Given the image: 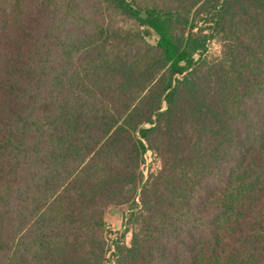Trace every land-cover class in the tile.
I'll return each instance as SVG.
<instances>
[{"label": "trees", "instance_id": "16d2710c", "mask_svg": "<svg viewBox=\"0 0 264 264\" xmlns=\"http://www.w3.org/2000/svg\"><path fill=\"white\" fill-rule=\"evenodd\" d=\"M110 207L113 264H264V0H0V264H109Z\"/></svg>", "mask_w": 264, "mask_h": 264}, {"label": "rangeland", "instance_id": "374dc122", "mask_svg": "<svg viewBox=\"0 0 264 264\" xmlns=\"http://www.w3.org/2000/svg\"><path fill=\"white\" fill-rule=\"evenodd\" d=\"M221 50H222L221 43L218 40H215L210 44L209 56L212 58H217L220 56ZM159 168H160V161L157 158V156L153 154L151 151L147 152L145 156V163L142 167L144 175L146 176L150 172H155ZM113 208L119 209L123 213L127 207H123V208L113 207ZM125 228L126 227H124V222H123V226L119 230H116V231L112 230L111 226L107 227V232H108L107 233V246L109 250L108 252V263L109 264H113L112 251L114 248V242L119 236H121L123 232H125ZM127 228L129 231L128 233L125 234V243L129 244L130 239H131V229L133 228V226L129 224Z\"/></svg>", "mask_w": 264, "mask_h": 264}, {"label": "crops", "instance_id": "0c3cea01", "mask_svg": "<svg viewBox=\"0 0 264 264\" xmlns=\"http://www.w3.org/2000/svg\"><path fill=\"white\" fill-rule=\"evenodd\" d=\"M107 226H111L112 230H119L123 226L124 215L119 209L109 208L106 213Z\"/></svg>", "mask_w": 264, "mask_h": 264}, {"label": "built area", "instance_id": "2783aa9c", "mask_svg": "<svg viewBox=\"0 0 264 264\" xmlns=\"http://www.w3.org/2000/svg\"><path fill=\"white\" fill-rule=\"evenodd\" d=\"M108 227V226H107Z\"/></svg>", "mask_w": 264, "mask_h": 264}]
</instances>
